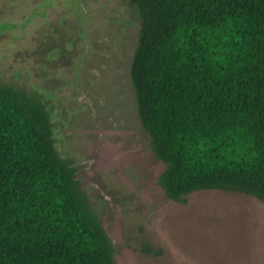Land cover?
<instances>
[{
  "label": "trees",
  "instance_id": "trees-1",
  "mask_svg": "<svg viewBox=\"0 0 264 264\" xmlns=\"http://www.w3.org/2000/svg\"><path fill=\"white\" fill-rule=\"evenodd\" d=\"M130 75L160 185L264 202V0H128ZM39 96L0 84V264H116Z\"/></svg>",
  "mask_w": 264,
  "mask_h": 264
},
{
  "label": "rangeland",
  "instance_id": "rangeland-1",
  "mask_svg": "<svg viewBox=\"0 0 264 264\" xmlns=\"http://www.w3.org/2000/svg\"><path fill=\"white\" fill-rule=\"evenodd\" d=\"M140 28L128 0H0V84L45 104L116 264H264L263 201L224 190L177 201L160 185L130 75Z\"/></svg>",
  "mask_w": 264,
  "mask_h": 264
}]
</instances>
